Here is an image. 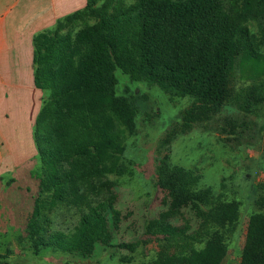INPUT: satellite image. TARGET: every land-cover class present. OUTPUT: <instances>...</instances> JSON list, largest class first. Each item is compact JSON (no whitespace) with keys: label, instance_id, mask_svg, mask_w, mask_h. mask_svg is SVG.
Here are the masks:
<instances>
[{"label":"trees","instance_id":"16d2710c","mask_svg":"<svg viewBox=\"0 0 264 264\" xmlns=\"http://www.w3.org/2000/svg\"><path fill=\"white\" fill-rule=\"evenodd\" d=\"M240 4V10L231 14L221 0H137L130 5L123 0H87L84 7L34 37V84L49 95L44 92L35 122L40 159L34 173L37 193L20 244L37 255L51 248L89 257L98 244L113 243L119 220L111 199L90 207L71 234L48 233L43 215L59 202L66 203L67 194L77 204L79 191L84 194L88 187L95 192L96 186L102 190L109 185H96L95 176L124 171L119 157L108 154L113 141L116 151H123L118 141L123 136L96 138L103 129L115 126L114 117L128 132L135 129L136 106L116 91L118 68L133 81L192 97V106L184 112L185 130L224 106H234L242 114L228 122V133L237 137L256 124L252 117H264V55L255 48L258 38L246 26L252 18L263 24L264 0ZM86 18L96 22L75 33H62ZM260 38L264 42V25ZM177 129L163 145L170 143ZM198 183L199 176L173 164L169 152L159 159L157 185L165 194L163 201L170 212L191 210L197 222L182 228L169 222L150 224V234L176 230L192 240L179 252L157 250L152 264H222L229 256L227 238L238 225L239 202L215 197ZM136 246L120 245L130 251ZM0 264L11 263L1 260ZM240 264H264V212H255L248 220Z\"/></svg>","mask_w":264,"mask_h":264},{"label":"rangeland","instance_id":"374dc122","mask_svg":"<svg viewBox=\"0 0 264 264\" xmlns=\"http://www.w3.org/2000/svg\"><path fill=\"white\" fill-rule=\"evenodd\" d=\"M136 1L123 0V4L130 5ZM221 1L231 14L240 10L241 0ZM95 22L94 18H86L85 21L66 26L62 33H75L84 24ZM262 23L252 18L246 22V26L258 38L255 48L264 55V42L260 41L264 20ZM116 75L117 94L127 97L136 106L135 129L128 132L118 117H114L115 126L103 129L100 134H96V138L102 141L123 136L118 139L123 151L117 152V145L113 141L108 154L119 157V164L124 171L110 172L103 177L95 176L92 181L96 185H109L102 186V190L96 186L95 192L88 187L84 194L79 191L78 196L83 198H77V204L72 203L67 194L66 203L59 202L43 215L48 233L61 231L71 234L90 207L111 199L119 220L117 228H114L113 243L110 246L98 244L89 257L53 251L51 248H45L35 255L29 246L20 244L18 238L25 232V218L32 210L33 196L37 193V176L34 174L33 177L32 174L11 189L3 193L0 190V204L6 205L0 213V247L3 246L0 249L3 258L0 257V261L7 260L11 264H152L157 257V250L179 252L186 249L184 247L192 241L189 235L176 230L157 234L147 232L149 225L155 222H169L179 228L188 223L193 226L197 222L191 210L170 212V205L163 201L165 194L157 185V168L159 159L169 152L173 164L183 166L199 176L198 187L210 190L215 197L221 195L239 202L238 225L227 238L231 251L222 264H240L248 220L253 213L264 212V202L260 203L264 197V129L261 128L264 127V117H252L256 124L248 125L243 136L237 137L236 134L228 133V122L242 114L234 106H224L220 113L185 130L184 112L192 106V97L174 96L156 85L133 81L119 68ZM40 90L43 95L44 92L49 95V91ZM175 127H178V132L169 144L163 145ZM26 145L29 149L34 148L32 141L26 140ZM106 162L107 159L103 161ZM35 166L31 164L30 167L33 170ZM14 218L16 224H21L20 229L15 226ZM4 222H7L6 228ZM128 243L137 244L136 249L130 251L120 247Z\"/></svg>","mask_w":264,"mask_h":264},{"label":"crops","instance_id":"0c3cea01","mask_svg":"<svg viewBox=\"0 0 264 264\" xmlns=\"http://www.w3.org/2000/svg\"><path fill=\"white\" fill-rule=\"evenodd\" d=\"M84 2L87 0H0L1 193L29 175L34 177L40 166L34 128L43 94L34 84V37L50 29L60 17L85 6ZM26 140L32 141L34 148L29 149ZM31 164L37 167L32 170ZM33 201L34 196L32 208ZM5 206L0 204V213ZM16 223L15 219L20 229L21 224Z\"/></svg>","mask_w":264,"mask_h":264}]
</instances>
